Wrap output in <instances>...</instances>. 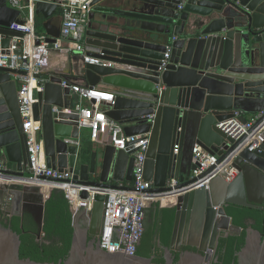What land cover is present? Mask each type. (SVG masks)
<instances>
[{
	"label": "water",
	"instance_id": "water-1",
	"mask_svg": "<svg viewBox=\"0 0 264 264\" xmlns=\"http://www.w3.org/2000/svg\"><path fill=\"white\" fill-rule=\"evenodd\" d=\"M93 7L97 12L90 15L86 53H69V75L51 77L38 92L34 111L42 124L47 166L60 173L74 171L76 180L92 190L132 183L133 153L106 143L100 152L87 154L81 146L66 143L80 140L81 130L77 115L65 113L72 110V92L63 88V82L93 89L102 84L116 98L114 105L105 104L106 115L120 123L128 136L146 135L150 140L145 178L151 191L164 194L189 187L196 182L192 179L197 168L195 146L224 159L240 141L218 125L235 111L243 112V123L247 116L264 111V0H94ZM57 9L44 2L35 7V16L42 14L48 20L44 28L50 44L61 35V29L55 31L49 21ZM21 15L0 0V55L13 38H24L10 30L15 23H25ZM169 46L170 59L161 71ZM86 57L100 64H87ZM12 73L0 67V155L9 166L5 175L30 178L27 137ZM234 166L239 174L232 182L217 177L207 187L177 198L171 244L164 247L165 264L211 262L209 253L218 250L222 234L227 238L243 231L227 213L230 206L264 215V144L254 153L244 150ZM172 180L177 182L174 188L168 187ZM51 194L39 185L0 184V212L9 219L30 214L40 239ZM82 199H88L87 192ZM9 202L11 209L6 211ZM104 202L105 195L97 194L89 215L81 208L73 217L71 248L58 263L22 259L21 237L0 224V264H157L154 258L100 247ZM262 231L246 230L236 264H264V224ZM183 247L195 251L183 252ZM174 253H181L178 262Z\"/></svg>",
	"mask_w": 264,
	"mask_h": 264
},
{
	"label": "built area",
	"instance_id": "built-area-1",
	"mask_svg": "<svg viewBox=\"0 0 264 264\" xmlns=\"http://www.w3.org/2000/svg\"><path fill=\"white\" fill-rule=\"evenodd\" d=\"M94 0H6L9 7L21 12H28L24 24L15 23L10 27L13 32L24 34V38H13L4 55H0V67L13 71L12 79L17 82L18 96L23 129L27 137L30 166V178H11L4 174L9 170L7 162L0 157V184L17 182L22 184L39 185L45 194L55 190L62 191L70 206L74 217L81 208L89 215L95 204L97 194L105 195L104 228L99 238L100 247L126 252L137 253L145 233L146 210L150 205L164 203L163 196L177 198L193 189L208 186L217 177L230 183L238 176L235 161L239 155L248 150L250 153L259 151L264 144V111L252 116L247 123L242 122L243 112L235 111L233 117L220 123L221 129L228 137L240 141L238 147L221 160L200 145L194 148L193 162L197 165L192 179L196 182L183 190H173L164 194L151 191L152 184L145 178L146 160L150 140L145 136H128L124 127L109 118L103 107L105 104L114 105L115 96L111 92L97 88L69 85L63 82V88H70L71 92L89 103L90 107L76 106L65 113L77 115L79 129H89L90 137L98 142L100 137L109 136L110 143L117 150L133 153L135 159L133 181L129 187L113 189H89L76 180V173L69 171L60 173L47 166L42 139V124L35 119L34 106L38 103V92L49 81L44 71L49 67L50 54L55 52L86 53V32L90 26V15ZM38 2L56 5L61 10V35L54 44L49 43L47 34H38L35 28V7ZM184 4L179 7L183 10ZM172 41H176L173 38ZM171 46L165 54L161 71L165 69L171 55ZM87 64H100V60L85 58ZM57 112L58 109L54 108ZM69 145L81 146L80 140L67 139ZM178 145L176 146V153ZM177 185L172 180L168 187ZM47 189V190H46ZM88 193V199H82V194ZM176 202L174 203V205ZM214 263L213 251L210 253Z\"/></svg>",
	"mask_w": 264,
	"mask_h": 264
},
{
	"label": "trees",
	"instance_id": "trees-1",
	"mask_svg": "<svg viewBox=\"0 0 264 264\" xmlns=\"http://www.w3.org/2000/svg\"><path fill=\"white\" fill-rule=\"evenodd\" d=\"M38 17L35 16V28L38 34H42L44 23ZM227 213L233 217V222L238 227L246 230L249 227L248 221L253 220L255 221L253 228L263 229L264 215L261 211L230 206ZM175 215V208H161L159 205L146 210L145 233L137 254L145 258H154L157 264H165L164 247L169 248L171 244ZM10 220L0 212V224L11 227L21 237L22 259L58 263L68 256L74 233L73 216L62 191H53L47 201L43 237L40 239L37 224L30 214ZM245 238V232L241 236L221 238L217 251L218 261L213 264H236V254L243 248ZM174 255L175 261L178 262L180 254Z\"/></svg>",
	"mask_w": 264,
	"mask_h": 264
},
{
	"label": "crops",
	"instance_id": "crops-1",
	"mask_svg": "<svg viewBox=\"0 0 264 264\" xmlns=\"http://www.w3.org/2000/svg\"><path fill=\"white\" fill-rule=\"evenodd\" d=\"M92 12H97V8L93 7ZM39 16L38 19L42 22V23H47L48 20L44 18V16L41 15H37ZM28 17V12H23L21 15V18L23 20H25ZM51 25L52 28L56 31L58 29L61 28V10L57 9L55 14L51 17ZM42 34H46L45 28H44V32ZM69 53L66 52H55L53 51L52 53V57H51V69L49 71V73L47 74L46 77H64L66 75H69L68 73L71 71V64L69 62ZM80 86V85H77ZM98 90L101 91H106V92H111L112 89L106 85H99L97 87ZM71 102H72V106L71 108H75L76 106H82V107H90L89 103H87L86 101L82 100L79 96H77L76 94L72 93V98H71ZM103 109L105 111H107V107L104 106ZM253 115L247 116L248 119L250 120L252 118ZM80 142H81V148L87 152V154H90L91 152H100L101 150H103L104 148V144L110 143V138L109 136H102L101 139L98 142H95L91 139L90 137V130L89 129H81V133H80ZM0 157H2L0 155ZM114 185H116L117 187H129L131 183L129 182H124V183H113ZM166 200L165 203H168L166 205H161V204H154V205H159L161 208H168V209H172V207H174V203L176 202L174 198H172V196H163ZM152 205V207L154 206ZM4 209L6 211H9L11 209V204L10 202L8 204H6L4 206Z\"/></svg>",
	"mask_w": 264,
	"mask_h": 264
},
{
	"label": "flooded vegetation",
	"instance_id": "flooded-vegetation-1",
	"mask_svg": "<svg viewBox=\"0 0 264 264\" xmlns=\"http://www.w3.org/2000/svg\"><path fill=\"white\" fill-rule=\"evenodd\" d=\"M10 219L12 220V218H10ZM11 220H10V221H11ZM6 221H7V220H6ZM250 221H251V222H250ZM82 224H83L84 227L86 226V222H85V221H82ZM248 224H249V225H248L249 227H253V225L255 224V221L249 220V221H248ZM249 227H248V228H249ZM248 228H247V229H248ZM242 229H243V228H242ZM247 229H246V230H247ZM254 229H256V228H254ZM244 230H245V229H243L241 235H242L244 232L246 233V230H245V231H244ZM257 230H259V229H257ZM260 231L263 232L262 230H260ZM241 235H239V236H241ZM223 237L225 238V234H222V235H221V238H223ZM229 237H235V236H231V235H229ZM229 237H227V238H229ZM221 238H220V239H221ZM182 250H183V252H187V251H195V249L190 248V247H183ZM217 251H218V250H217ZM217 251H216V252H215V251L213 252V255H214L213 259H214V262H216V263H217V261H218V258H217ZM179 254H181V253H179Z\"/></svg>",
	"mask_w": 264,
	"mask_h": 264
},
{
	"label": "bare ground",
	"instance_id": "bare-ground-1",
	"mask_svg": "<svg viewBox=\"0 0 264 264\" xmlns=\"http://www.w3.org/2000/svg\"><path fill=\"white\" fill-rule=\"evenodd\" d=\"M46 190H47V189H46ZM162 200H164V203H165V200H166V199H165L164 197H163V199H162ZM165 204H168V203H165Z\"/></svg>",
	"mask_w": 264,
	"mask_h": 264
},
{
	"label": "rangeland",
	"instance_id": "rangeland-1",
	"mask_svg": "<svg viewBox=\"0 0 264 264\" xmlns=\"http://www.w3.org/2000/svg\"><path fill=\"white\" fill-rule=\"evenodd\" d=\"M42 237H43V234H42Z\"/></svg>",
	"mask_w": 264,
	"mask_h": 264
}]
</instances>
